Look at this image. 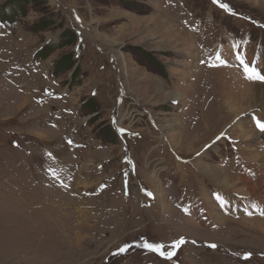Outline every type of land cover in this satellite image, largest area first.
Returning a JSON list of instances; mask_svg holds the SVG:
<instances>
[{
    "label": "rangeland",
    "instance_id": "1",
    "mask_svg": "<svg viewBox=\"0 0 264 264\" xmlns=\"http://www.w3.org/2000/svg\"><path fill=\"white\" fill-rule=\"evenodd\" d=\"M25 1L0 0V264H264V102L231 109L264 0Z\"/></svg>",
    "mask_w": 264,
    "mask_h": 264
},
{
    "label": "bare ground",
    "instance_id": "2",
    "mask_svg": "<svg viewBox=\"0 0 264 264\" xmlns=\"http://www.w3.org/2000/svg\"><path fill=\"white\" fill-rule=\"evenodd\" d=\"M156 85L160 89L163 88V85H160L159 86V83H156ZM245 93H246L245 94V96H246L245 98L246 99L245 100H242L241 103H236L235 105H231V103L230 104L228 103V105H227V106L231 105V109L232 110L236 109L235 116L241 114L242 112L247 111L250 108H254L257 104H259L261 102H264L263 101L264 100V85L263 84L254 83L251 86H249L248 90ZM164 96H165V98H172L173 100H177L178 98H180L181 95L179 93H175V92H171V91H166L165 94H164ZM244 103H245L246 106L245 107H241L242 105H240V104H244ZM236 105L239 106V108H237ZM205 121L206 120H204V122ZM178 123H179L178 120H176V119H174L172 117H169V119H167V121H166L165 124H161L160 125L161 126L160 128L162 130H164V131H167L168 129L174 127ZM205 124H206V122H205ZM199 170L201 171V173L202 172L203 173H206L211 178V180L216 181V182L220 183L221 185H224L226 182L228 183V179L225 178V177H223L222 176V173L217 168H215V166L208 165L206 163L205 164L204 163H201V164H199ZM254 190H255V185L248 184V186L246 188V191L250 194ZM214 217L218 218L220 216H219V214L215 213Z\"/></svg>",
    "mask_w": 264,
    "mask_h": 264
},
{
    "label": "snow or ice",
    "instance_id": "3",
    "mask_svg": "<svg viewBox=\"0 0 264 264\" xmlns=\"http://www.w3.org/2000/svg\"><path fill=\"white\" fill-rule=\"evenodd\" d=\"M213 3H219V0H213ZM220 7H222L223 9H225L226 11H230L229 7L227 4H222L220 3L219 4ZM246 71H249L250 72V75H249V78L251 79H259V80H264V76H261L257 73L254 72V70H249L246 68ZM255 119V118H254ZM256 126L261 130V131H264V123H262L260 120H256ZM183 242V238H181V240L179 241V243H182ZM174 247L176 245H173ZM126 247H121L119 248V252H124L126 250ZM145 247L148 248L150 251H155V252H159L162 245L160 244H152V243H148V244H145ZM212 247H216L215 245H212ZM161 255H164V253H161ZM167 258H171V253L167 254Z\"/></svg>",
    "mask_w": 264,
    "mask_h": 264
},
{
    "label": "trees",
    "instance_id": "4",
    "mask_svg": "<svg viewBox=\"0 0 264 264\" xmlns=\"http://www.w3.org/2000/svg\"><path fill=\"white\" fill-rule=\"evenodd\" d=\"M27 1H30V0H26L25 2L27 3ZM14 7H15V6H14ZM6 8H7L8 10H11V9H10V6H7ZM12 11H13V8H12ZM0 12H1V14H3L4 9H1ZM13 13H14V12L9 13V14H10L9 16H11ZM9 18H10V17H9ZM74 38H75V35H74L73 33L69 34L68 36H64V40L69 39L68 41H70V42H72ZM65 44H67V42H66V41H62V42L60 43V46H63V45H65ZM60 63H61V61H60ZM60 63H58V64H60ZM62 67H63L65 70H70V69L72 68V63H70V62L67 60V63L65 62V63L62 65Z\"/></svg>",
    "mask_w": 264,
    "mask_h": 264
}]
</instances>
